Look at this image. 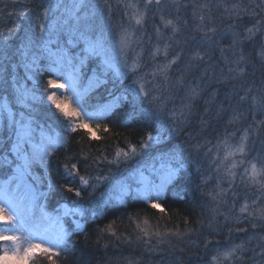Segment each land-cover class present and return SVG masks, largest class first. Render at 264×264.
Instances as JSON below:
<instances>
[{"label": "snow or ice", "instance_id": "6c2138e0", "mask_svg": "<svg viewBox=\"0 0 264 264\" xmlns=\"http://www.w3.org/2000/svg\"><path fill=\"white\" fill-rule=\"evenodd\" d=\"M41 15L48 22L37 24ZM0 116V243L11 245L0 264H61L62 246L87 244L90 233L104 250L96 264H264V0H116L115 9L110 0H0ZM85 120L149 129L112 160L82 146L92 171L119 170L122 156L148 161L94 178L64 163L89 195L110 177L111 187L87 208L49 210L50 158L70 142L48 121L91 136ZM192 188V211L164 206L169 190L185 200ZM136 199L152 216L96 222ZM77 216L90 223L69 222Z\"/></svg>", "mask_w": 264, "mask_h": 264}, {"label": "trees", "instance_id": "16d2710c", "mask_svg": "<svg viewBox=\"0 0 264 264\" xmlns=\"http://www.w3.org/2000/svg\"><path fill=\"white\" fill-rule=\"evenodd\" d=\"M31 21V17L29 21H25L23 18L18 21L24 25V27H28ZM88 122V121H87ZM104 122L94 121L88 122L90 127L94 131V135H89V131L86 129H78L76 133H68L67 137L69 142L67 145H59L56 147L55 155L52 156L51 165L53 169V177L52 182L55 185V195L50 196L49 200V210L54 209L57 207L58 203H66L69 206L75 205V201L79 200L82 201L87 205V200H90L89 189L85 186L80 185L79 183V176L75 173H70L64 168V163H75L80 171V174H87L92 171V167L90 166V161L86 160L85 158L79 156L80 148L83 146L85 147L86 151H91L93 154L97 153V150L100 151V155L107 156L109 160L110 157L114 156L115 151L121 147L127 149L130 143H135L140 139V133L143 131L144 126L141 125L137 128V131L133 129H126L125 127L121 126L118 122L113 121V124L109 125V130L104 129ZM164 123L163 120H160L159 123ZM99 123L100 127L97 129L96 124ZM51 124L56 128H62V124L58 127L54 125L52 122ZM158 125L153 124L152 130L155 133L157 131ZM55 128V129H56ZM149 129L145 128L144 131H148ZM98 138V139H96ZM83 142V144H82ZM105 145H108V148L105 149ZM66 157H70V160L66 159ZM116 165L112 166H105L103 171H92V177L97 175H108L109 171L111 170L113 175H117L121 170V164H119V170H116ZM118 177V176H117ZM107 182V183H106ZM106 185H102V188H98V190L106 188V186L112 182V178L110 177L106 180ZM109 182V183H108ZM68 184L72 187H78L84 197V199H80L74 195V193L66 192L62 185ZM177 191H181L180 188L176 189ZM183 195V192L181 191ZM165 202V207L170 208V210L175 213L178 209L180 213L186 214V211H192V201L198 199V191L195 188L191 189L190 195L185 200H179L172 196V191L169 190L168 193L161 198ZM146 206V201L143 199H136L130 200L127 206H114L112 208H107L106 215L104 217L96 218V222H106L108 219L115 218L117 216L126 215L127 211L135 214L139 213L141 216L149 215L152 216V212L154 210L147 209L145 210L144 207ZM88 207V205H87ZM158 210H155V217L152 218V223H156V218L159 217ZM166 219V218H165ZM182 222V216L177 217L173 223H169L168 227H172L174 223ZM83 223L88 224L90 223L89 220H83ZM164 222H161V226H163ZM95 223L90 225L91 228H95ZM102 226V225H101ZM126 226L121 225V230ZM89 227V225H86ZM2 230V228H0ZM69 231H72L70 228ZM93 235L90 241L86 244L83 240V236L76 239L74 237L66 246H62L61 251V264H96L97 261H102L104 258V250L99 248V245L92 244V241L95 240L94 233H90ZM103 243V242H101ZM2 243H0V250L2 249ZM46 264V262H45Z\"/></svg>", "mask_w": 264, "mask_h": 264}, {"label": "rangeland", "instance_id": "374dc122", "mask_svg": "<svg viewBox=\"0 0 264 264\" xmlns=\"http://www.w3.org/2000/svg\"><path fill=\"white\" fill-rule=\"evenodd\" d=\"M92 2L93 3H99V4H101V5H103V3H104V0H92ZM110 2L113 4V7H114V9H115V3H116V0H110ZM41 13H42V9H41ZM104 14L105 15H107V10L105 9L104 10ZM116 19H117V21H118V19H119V15H117V17H116ZM31 20H32V17H31ZM46 22H48L47 20H46V18H44L42 15H41V17H40V19H38V20H36V23L37 24H44V23H46ZM38 30V29H37ZM138 53H141L142 54V50L140 49V48H135L134 50H129L128 52H127V57H128V63H129V66H131V64H132V62L134 61V60H136L137 59V54ZM129 83H131V81L129 80ZM63 97H60V96H58L57 97V99H62ZM66 102L71 106V108L73 107V105L71 104V103H69L67 100H66ZM84 123H88L86 120L85 121H83ZM163 124L164 123H159V126L157 127L158 129H157V131L156 132H158L159 130H160V127H162L163 126ZM3 125H4V117L3 116H0V128H2L3 127ZM48 126L49 127H51L52 128V130H53V134H55V133H60L61 135H68V133H70L71 132V130L70 129H64V127H63V125L61 126L62 128H56V127H54L52 124H51V121H48ZM56 128V129H55ZM92 129V128H91ZM86 130H88V129H86ZM166 129H165V133H166ZM155 132V133H156ZM92 135H94V131H93V129H92ZM193 143H195V141H193ZM57 146H59V145H57ZM126 151H128L129 149L127 148V149H125ZM137 151L139 152L140 151V149L139 148H137ZM146 151H148L149 152V154H153L152 153V150H146ZM115 158V154H114V156H112V157H110V159L112 160V159H114ZM121 159V170H122V172H123V170L126 168V167H131V168H135L136 166H138L139 164H142V163H144V162H146V161H148V156H138V157H134V158H132V159H130L127 163H125V162H123L124 161V158H123V156L120 158ZM95 177V176H94ZM93 177V178H94ZM117 179H120L121 177L120 176H118V177H116ZM95 182V181H94ZM106 182V181H105ZM107 183V182H106ZM106 183H100V184H98V186H97V189L95 190V192L94 193H92L91 195H90V201H92V202H95L102 194H105L106 195V193H108V191H109V189H110V187H111V183H109L107 186H106V188H104V189H101V190H98V188H102V185H106ZM113 183H115V181H113ZM134 187H135V185H134ZM90 192H93V189H91V188H89V193ZM162 198V197H161ZM81 203H82V201H80ZM84 204H85V201H84ZM69 206V205H68ZM75 205H72V206H69V207H74ZM85 207L87 208V205L85 204ZM72 219H80L81 220V222L83 223V220H84V218H81V217H79V216H77V217H75V218H72V217H69L68 218V220H69V222H71V220ZM67 226V225H66ZM72 228H74V225L72 226ZM237 243L239 242V241H236ZM2 249H4V248H10L11 247V245L10 244H5V243H2ZM220 251H225V249H220ZM215 254V250H213V252H211V253H209V259H210V257H211V255H214ZM222 259V264H232V261H230V260H227V259H224V258H221Z\"/></svg>", "mask_w": 264, "mask_h": 264}, {"label": "bare ground", "instance_id": "6f19581e", "mask_svg": "<svg viewBox=\"0 0 264 264\" xmlns=\"http://www.w3.org/2000/svg\"><path fill=\"white\" fill-rule=\"evenodd\" d=\"M65 107L68 108L69 110L71 109V106L65 101Z\"/></svg>", "mask_w": 264, "mask_h": 264}]
</instances>
